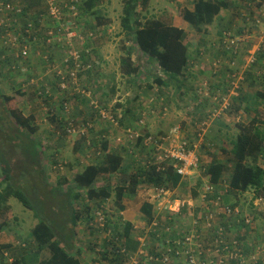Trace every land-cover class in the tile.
<instances>
[{
    "label": "rangeland",
    "instance_id": "rangeland-1",
    "mask_svg": "<svg viewBox=\"0 0 264 264\" xmlns=\"http://www.w3.org/2000/svg\"><path fill=\"white\" fill-rule=\"evenodd\" d=\"M36 2L32 3L33 10L43 8V2L38 0ZM193 4L194 0H149L146 10L142 6L138 8L139 20L142 23L148 22L147 20L165 19L167 24L182 28L186 33L185 42L190 53L189 70L179 77V81L171 82L169 87L157 85V77L168 80L165 74L157 64L149 61L135 47L133 41L127 40L121 26L123 0H101L99 9L105 16L106 24L101 27L97 26L95 29L93 27L96 26V21L91 16L81 17L76 24L71 23L74 27V31L71 32L69 24L63 21L43 23L42 26L48 28V32L44 35L47 37L46 53L55 57L52 68L46 73L45 64L41 59L45 60L48 58L47 55L42 54V49L33 50L30 53L28 51L30 45H24L27 54H22L24 60L19 62L17 69L12 70L11 66H8L9 69L0 68L4 72V75L0 76V90L4 95L13 97V100L6 104L0 96V154L10 163L12 181L24 190L32 202L41 205L40 208L44 209L41 210L42 216H45L48 222L62 223L60 220L66 218V215L59 212L63 197L60 192L54 190L58 186H61V190L67 188L68 184L61 182L63 178L73 185L75 176L87 165L99 159L98 154L95 153L96 147L90 143L103 132L107 134L106 139H108L111 151L113 147L117 148L116 142L119 140V147L126 149V152L121 150L120 155L124 158L125 165H129L131 164L130 156L133 158L131 151H136L138 158L143 156L146 158L147 155L146 150L136 148V144L133 145L135 142L126 143V137L136 141L141 136L138 130L143 125H146L149 134L153 135L168 133L171 129L180 126L182 138L184 135L188 136L196 144L200 166H207L206 160L210 161L213 157L226 163L228 170L222 180L223 184L218 187L220 192L226 190L225 185H228L230 180L232 163L231 155L222 150L221 146L229 149V139L239 133L237 124L240 122L247 124L253 118L252 115L244 112L246 103L238 101V98L243 95L245 98L254 96L264 87V15L260 14L256 18L260 9L254 5L251 16L254 20L257 19L258 24H251L248 32L243 36L240 34V29L243 28L242 15L236 17L229 11H224L222 16L216 18L203 32H198L182 19V10L193 9ZM241 12L248 14L244 5L241 6ZM76 26L81 27L83 33H80ZM57 27L66 28L64 32L55 33ZM89 32H93L91 37ZM49 33L55 36H50ZM66 33L67 38L61 41V45L65 47L63 51L56 46V43ZM250 33L253 34L249 35ZM235 36L237 40L234 39ZM87 44L89 47H86ZM129 45L133 47L132 61L140 67L141 71L140 75L135 78L123 76L120 71L121 59L128 53ZM19 46L20 44H16V47ZM81 54L88 64L79 62L74 66L75 71L69 73L70 69H67L64 63L70 58L79 59ZM54 74L58 76L57 79ZM32 80L34 82L28 87V82ZM61 81L66 84V89L61 86ZM44 85L48 96L40 98L38 91L43 90ZM148 85H152L153 88H149ZM28 89L30 91L27 93L28 98L18 95V91L24 92L23 90ZM217 95L219 100L216 104L213 101ZM225 98L232 104L229 113L222 111L226 104ZM222 99H225L224 103ZM126 107L136 108L134 113L126 117L125 112L128 109ZM261 107L263 111L264 107ZM9 108H17L24 113L25 117H32L36 132L31 134L26 129L17 128L14 120L6 113ZM97 109L106 110L119 121L127 119L125 126L130 125L134 129L127 132L124 129L125 126L121 124L113 127L109 122L102 123ZM94 118L96 125H94L93 132H88L84 128L85 121H91ZM198 119L201 121L208 119V126L204 129L205 136L202 139L201 137L196 139L195 124L199 122ZM202 123L198 128L203 127ZM63 127L68 128L70 133L63 131ZM146 128L143 129L146 130ZM87 132L89 136H86ZM118 137L121 139L117 140ZM128 144L132 146L128 148ZM177 144L179 140L175 143ZM25 145L30 148L32 145L37 146L35 158L33 152L26 149ZM101 148L102 144H100ZM158 162H162L160 155L157 156L155 163ZM136 169V165H131L130 168L128 166L127 175ZM118 178L119 175L116 174L110 176L112 186L117 185ZM103 181V179H98L95 186L101 187ZM148 187V185L142 186L145 189ZM186 191L189 192L190 187ZM186 191L181 189L179 193L184 196L190 195ZM194 192L197 195L200 194L201 188H198V191L197 189L192 190V198L195 199L192 208L196 210V217L194 218L187 211L184 216L176 218L171 225L170 238L179 239L180 234L191 226V228L202 230L207 238L200 239V243L203 246H209L212 241H209L208 237L216 235L219 240H222L218 234H221L224 228L213 219L209 220L210 226L208 225L207 204L202 195L200 198L199 196L195 198ZM81 193L83 198L76 202L75 207L78 212H81L82 220L73 229L66 226L63 230L66 233L72 231V252L76 254L81 264H87L92 257L97 258L96 263L92 259V264H116L111 260L110 252L113 246L106 244L110 237L104 229L99 227L97 221V211L103 207L107 222L119 225V229L114 228L113 231V233L118 231L121 237L119 243L115 242V244L120 246L125 243L122 235L126 221L120 216L121 211L114 203V196L107 201H91L84 192L81 191ZM237 196L232 195L229 200H234ZM249 198L250 195L243 197L247 199L245 201L247 205L244 208L246 212L240 209L241 216L248 214L254 217V221L255 218L257 221L255 222V234L243 240H247L250 245H255L253 251L247 254V264H264V202H257L256 211L254 207H250ZM163 200L165 199L159 201ZM214 207L211 205L212 210ZM158 218L160 220H153L151 224H148L147 219L139 215L133 222L136 226L134 231L137 232L138 229L144 232L141 237L145 241L147 250H151L147 259L151 255L154 256L156 249L159 248V239L154 234L158 229L160 233L163 231L164 218L162 216ZM194 221H196L195 224ZM0 223H6V229L0 234V243L12 245V249L8 251L10 255L8 259L14 260L12 255L18 257L25 248L29 247L28 243L32 241L31 231L37 225L38 219L32 210L25 208L17 199L11 198L7 203V208L0 212ZM229 224L231 228H227L228 238L236 234L242 237L245 231H249L241 228L236 230L238 232L233 231L235 230L233 222L230 221ZM224 232L226 233L225 229ZM164 237L166 236L162 233V238ZM243 247L244 249L249 248L247 244ZM80 249L83 250L79 252ZM106 252L108 253L107 260L104 254ZM125 257L122 264L137 263L133 257ZM9 260H3L0 256V264L7 261L9 263ZM149 263L150 260L141 262V264Z\"/></svg>",
    "mask_w": 264,
    "mask_h": 264
},
{
    "label": "trees",
    "instance_id": "trees-1",
    "mask_svg": "<svg viewBox=\"0 0 264 264\" xmlns=\"http://www.w3.org/2000/svg\"><path fill=\"white\" fill-rule=\"evenodd\" d=\"M38 1L43 2L42 0ZM65 1L70 4L71 0ZM33 2L37 3L36 0H0V68L7 67V69H9L10 67L8 66H11L12 70L17 69L19 62L24 60L22 57L24 45H30V49L28 50L30 53L33 52V50L37 51L42 49V54L47 55L45 50L47 37H44V35L48 32V28L42 25L45 22L46 24H48V22L50 24V21L55 23V20L51 18L46 3L43 2V8L33 10L32 4H30ZM75 3L78 6V14L76 16L73 15L69 8L63 7L64 10H62L65 13H62V21L64 23L74 21V24H76V21H79L81 17L91 16L96 21V26L93 27L94 29L97 26H105V16L102 15L99 9L101 0H78V2ZM148 3L149 0H123L121 26L126 34L127 40L133 41L135 47L138 48L149 61L157 64L158 68L165 74L168 80L166 81L157 77V85L159 87H169L171 82L179 81V77L182 76L186 70H189L190 53L189 47L185 42L186 33L182 28L167 24L165 19L147 20L148 22L142 23L139 20L138 8L142 6V8L146 10ZM243 5L245 6V9L248 10V14L246 15L241 12V6ZM254 5L261 10L264 5V0H194L193 10L189 8L182 10V19L196 31L203 32L221 15L222 12L229 11L232 13L231 15L235 14L234 16L236 17L242 15L243 28L240 29V34L243 36L248 32L251 24L257 23V16L259 17L260 14L262 15L259 11L254 20L253 16H251ZM18 10H20V12H18ZM69 13L72 16H70ZM28 24H31L30 29L26 28ZM62 28L63 27H57L55 33L64 32ZM76 28L77 30H80V33H83L81 27L78 28V26H76ZM92 33L93 32L88 33L90 34V37ZM252 34L253 33H250L249 35ZM9 35H15L17 39L12 43L5 44ZM230 35L232 37L231 33ZM90 37L87 36V38ZM236 37L237 36H235L234 39H236ZM16 44H20V46L16 47ZM56 46L63 51L65 50V47L61 45V41H58ZM86 47H89V45L87 44ZM132 51L133 47L129 45L127 49L128 53L121 59L120 71L123 76L135 78V76L140 75L141 71L140 67L132 61ZM81 55L82 56L77 60L70 58L67 63H64L66 64L67 69H70L69 73L73 70L75 71L76 67L74 66L79 64V62L82 64L87 63L83 54ZM47 57L48 58L45 60L41 59L43 60L42 63L45 64V73L48 69L52 68V64L55 62V57L49 54ZM28 71L29 70H27V72ZM2 75H4V72L0 70V76L2 77ZM54 75L55 79H57L58 76L56 74ZM33 82V80L29 81L27 86L29 87ZM133 83L135 84V81H133ZM148 86L149 88H153L152 85ZM23 91L24 92L18 91V95L22 98H28L29 94L27 93L30 92L29 89ZM38 94L40 98L48 96V91L46 90L45 85L43 90L38 91ZM0 96H2L3 101L6 104L13 100V97L4 95L1 90ZM238 101L246 103L244 106V112L252 115L253 118L247 124L242 122L237 124L239 133H237L235 137L229 139V149H225L221 146L222 150L227 153L229 152L231 155L232 163V172L230 174L228 187L226 188V195L251 192L253 200L264 202V110L262 111L261 109V106L264 107V87L257 91L254 96H246L245 98L243 95L238 98ZM63 108L65 109V106H63ZM126 108H128L127 112H125L127 117L131 115V113H134L136 107ZM231 108L232 104L229 109H225L224 112L229 113ZM237 109H239V107H237ZM99 111L101 110L97 109V114ZM6 113L14 120L18 126L17 128L26 129L31 132V134L36 132L32 124L31 116V118L25 117L24 113L17 108H9L6 110ZM125 120L123 119L120 121L121 126H125ZM91 121H85L86 125H84V128H86L88 132H93L94 125H96L95 118ZM197 121L201 122L199 119ZM126 127L127 126L124 128L126 129ZM143 128H146V125H143L139 130L137 129L138 133H141V136L136 139V141H132L130 140L131 138L126 137L125 142H135L133 145L136 144V148L143 151L146 150L147 157L144 158L143 156L138 158L136 151H131L133 158L130 156L131 164L129 165H125L124 158L120 155L121 150L126 152V149L118 151V149L114 148V152L111 151L108 139H106V133H103L99 137L97 136L96 140H91L90 145L96 147L97 151L95 153L96 155L98 154L97 156L99 159L96 160L95 163L87 165L83 171L79 172L74 178L73 185L69 184V181L66 178H63L61 182L66 185L68 184L67 188L61 190V186H58L54 190L60 192V195L63 197V203L61 204V210L59 209V212L66 215V218L60 220L62 223H58L57 221L56 223L52 221L48 222L45 216H42L41 210L44 209L40 208V204L32 202L24 190L15 185L10 174V163L6 157L0 154V212L4 208H7V203L11 198H15L25 208L32 210L35 217L38 219L37 225L31 231L32 241L31 243H28L29 247L25 248L24 252H22L21 255H18V257L12 255L14 260L11 264H80L79 258L72 252V231L66 233L63 230L66 226H70L73 229V227L82 220L81 212H78L75 207L76 202L83 198L81 191L84 192L85 196L91 201H107L114 196V203L116 204L117 209L123 211L125 209L122 204L123 200L135 196L138 187L143 183L152 187H166L172 190L178 188L181 184L183 185V177L176 171L174 163L171 162V160L155 163L157 156L163 151L153 143L158 137L149 134V130H147V128L144 130ZM63 131L67 132V134L70 133V130L66 127H63ZM142 132H144V134ZM199 133L201 132H196V139ZM202 134L205 136V131ZM86 136H89V133ZM149 137L153 138V142L146 144L145 141ZM190 140L192 142L191 138ZM31 142L37 143L36 141ZM160 142L162 141L160 140ZM100 144H102L101 149ZM131 146L132 145L130 144L127 145L128 148ZM25 147L33 152L35 158L37 155L35 148L37 146L32 145L30 148L25 145ZM131 165L137 166L136 172L134 171L131 172L130 175H127L128 166L130 168ZM227 170L228 168L225 162L213 157L211 163L206 166L205 174L208 176L210 184L217 186L219 183L223 184L222 180ZM115 174L119 175L118 183L117 185L115 184L112 186L110 183V176ZM1 177L3 178L1 179ZM98 179L104 180L101 187L95 186ZM202 192L203 188H201V193ZM226 195H224V197ZM198 196L199 193L197 195V193L194 192V197ZM214 197L215 195H210V198ZM230 206L231 207L229 208L232 212L237 207L235 205ZM217 208L218 207H216L215 212L217 211ZM98 212L104 214L105 210L102 207L98 209L97 213ZM142 212L147 219L148 224H151L153 221V206L144 203ZM241 214V212L238 213L236 219H230L235 226V230L246 226L245 218L242 217ZM238 222H240V224H237ZM250 224H253L252 220L250 221ZM111 225L112 223L106 222L105 227L103 228L106 231L105 233L107 236L110 237L108 241H106V244L113 246L110 254L122 258V256L125 255V253H128V251L126 250L127 252H125V249H122L121 245L117 246L115 244V242L119 243L121 237L118 235V231L115 233L109 231L111 230ZM123 226L122 236L124 238L125 236L129 237V233L132 230V224L126 222ZM5 229L6 223H0V234ZM112 234L113 237H111ZM159 234L160 230L158 229L157 233L154 235L160 239ZM63 243L64 245L62 246ZM240 243V238L229 241V252L236 256L230 260L231 262H229V264L232 262H234V264H247V254L253 251L255 245L251 244L248 249L243 250ZM123 245H125V243H123ZM131 246L132 250H137V245L131 244ZM11 249V244L0 243V256L3 260H9L5 254L8 251L10 252ZM131 252L136 253L137 251ZM172 252H174V250ZM163 253H165V249L161 247L156 249V254H154V256L151 255L154 259L150 260L149 264H165L162 263ZM48 254H50L49 257ZM104 254H106L105 258L107 260L108 253L106 252ZM173 259L174 261L170 264H181L180 259H177L176 257ZM115 262L116 264H122L121 259H117ZM2 264L7 263L3 262Z\"/></svg>",
    "mask_w": 264,
    "mask_h": 264
},
{
    "label": "built area",
    "instance_id": "built-area-1",
    "mask_svg": "<svg viewBox=\"0 0 264 264\" xmlns=\"http://www.w3.org/2000/svg\"><path fill=\"white\" fill-rule=\"evenodd\" d=\"M42 1L48 5L50 16L55 21H62L63 19L62 13H65L63 11L64 10L63 7L69 8V10L73 13L74 16L78 14V6L75 3L78 2V0H71L70 4L65 0H42ZM18 12H20V10H18ZM260 12L264 15V5L260 10ZM69 15L72 16L70 13ZM71 23H74V21L66 23L69 24L68 26H70L69 29L70 32L74 31V27H72ZM30 26L31 24H28L26 28L30 29ZM64 28L66 27H63L62 29L64 30ZM50 36H55V35L51 33ZM66 38H67V33L64 35L63 38H59V39L60 41H62ZM16 39L17 37L15 35H9V38L5 41V43H12ZM22 54L23 55L27 54L26 48L23 49ZM61 86L66 89V84L63 81H61ZM225 99H226V104L222 111H225V109H229L231 105L229 103V100H227V98ZM225 99H222L223 103L225 102ZM218 100H219V96H216L214 98V102L217 104ZM98 116L100 121L109 122L113 125V127H117L120 124L118 118L114 117L113 115H110V113L106 111H99ZM208 119H206L207 121L205 120L202 123L203 128L204 127L207 128ZM204 129H202V133L204 132ZM131 131L132 130L129 129L127 132H131ZM202 133H200L199 135L202 136ZM179 136H180V129L179 127H177L173 129L169 133V135H167V137L165 138L158 137V139L153 142V138L149 137L146 139L145 142L146 144H148L149 142H153L155 145H157L158 148H160L163 151L160 154L162 162L165 161L166 159H173L174 167L176 171L184 179L192 175L193 172L201 168V166H200V158L198 157L196 152L197 146L195 144L194 145L189 144V142L185 139L180 140ZM172 138H177L179 140V144L175 145V147H170V148L166 147L165 142ZM160 140L162 142H160ZM221 185L222 184H220V186ZM225 187L227 188L228 185H225ZM173 193L174 191H170V189L166 187H153V195L151 199L155 201L165 199V202L168 204V209L171 213H180L183 208L191 205V203L188 202L184 197H175ZM225 193L226 190L224 192H220L218 191L217 186L212 185L210 183L205 185L203 188V192H202L203 199L208 201L210 205L215 206L213 210L211 209V206L208 208L209 210L213 211V213L206 215V220L209 226H210L209 220L213 219L214 213H218V211L215 212V209L223 201V196ZM210 195H215V197L210 199ZM225 211L227 213H232V210L228 207H226ZM97 215L100 225L104 226L105 224L104 215L102 213H98ZM195 222L196 221H194V224ZM165 232L167 236L164 238L161 237V243L158 244L159 247L165 249V253H163L162 263L170 264L174 261L173 258L176 257L177 259H180L181 264H229V262H231L230 260L236 257L231 252H229L230 248L226 243L224 229L223 231L220 232L221 234H218L220 235L222 240H219V237L216 236L209 246H203L200 243V239L206 238V235L202 232L201 229L197 230L195 228H189L187 231H185L183 236L177 240H172L169 237L171 228L169 227L165 228ZM173 250L174 252H172ZM5 255L7 258H9L10 256L8 252H6ZM153 259L154 258L152 256L149 257V260H153Z\"/></svg>",
    "mask_w": 264,
    "mask_h": 264
},
{
    "label": "crops",
    "instance_id": "crops-1",
    "mask_svg": "<svg viewBox=\"0 0 264 264\" xmlns=\"http://www.w3.org/2000/svg\"><path fill=\"white\" fill-rule=\"evenodd\" d=\"M30 4H32V3H30ZM222 14H223V12L221 13L220 16H222ZM127 129L129 130V129H134V128L132 126L128 125L126 127L125 131H128ZM118 139H121V138L118 137L117 140ZM118 142H119V140L116 142L117 148L116 147H113V148H116L119 151V150H121V147H119V143ZM211 161H212V158H211L210 161L206 160V163L209 164V163H211ZM205 171H206V165H203V166L201 165V168L195 170L192 175H190L187 178L183 179V185L181 184L178 188L174 189V193L173 194H174L175 197H184V198H186V200L188 202L191 203V205L186 206L185 208H183L180 213H171L169 211V209H168V204L165 202V200L158 202V201H155V200L151 199V197L153 195V187L148 185L149 187L147 189L142 188L143 185L144 186L147 185L146 183H143V184H141L138 187V190H137V193H136L135 196H133L131 198H125L123 200V202H122V204L124 205L125 209L120 212V216H122L123 220H125L126 222L132 224V230L129 233L130 234L129 237L125 236V245H121V247H122V249H125V252L128 251V255H123L122 258H121V257H117L116 255L111 254V260L112 261H116L117 259H121V261H122V260H124L126 258L125 256H130V257H133L134 260L138 261L139 264H141V262H143V261H148L147 256H148V254H150L151 250H147V248H146V246L144 244L145 241L141 237L144 232L138 230L137 228H136L137 232L134 231V228L136 226L133 224L134 219L137 216H139V215L142 216L143 215V217H144V214L142 212V207H143L144 203H147V204H150V205L153 206V220L157 221V219H159L158 216H162L164 218V220H163L164 221V227H168V226L170 227L172 225V222L175 221L176 218L184 216V214L187 213V211L189 213H191L192 216L196 217L195 216L196 215V213H195L196 210H194L192 208V204L195 201V199L192 198V190L193 189H197L198 190V188H204L205 185L210 183L208 176L205 174ZM219 186H220V184H217V188ZM188 187H190V191L189 192L186 191V189ZM181 189H185V191L188 194H190V195H188V196L180 195L179 190H181ZM232 195H235V196L239 195V196L234 197V200L233 199L228 200ZM247 195H250V198H249L250 201H251V206L250 207H254V209L257 211V205L256 204H257V202H260V201L253 200L252 199V197H253L252 193L251 192H247L245 194H239V193L237 194L236 193V194L226 195L224 197V201H222L221 204L218 206V209H217L218 213H214V215H213V220L214 221L216 220L217 223H220L223 226V228L225 229V231H226L225 239H226L227 245L229 246V241L230 240L237 239V238L239 239L240 238V242H241L240 244H241V247H242L243 250H244V247H243L244 244H247V246H249L250 243L246 242L247 240L244 241V242L241 241V240H244V239L248 238L251 234H255V232H256L255 222L257 221L256 218H255V221H254V217H251L248 214H246L244 216L245 221H246V226H243L241 229H244V230L248 229L249 231H245V234L242 237L240 235L236 234L233 237L230 236L228 238L227 228L228 227L231 228V225L229 224V222L231 221L230 219H232V218L236 219L237 218V214L241 212V210H240L241 208H242L243 212H246L244 208L247 205V203H245V201H247V199H243V197H245ZM195 198H197V197H195ZM199 198H200V196H199ZM205 202L207 204V212H208V214L213 213V211L208 209L211 206L209 204V202L206 201V200H205ZM230 205H235L237 207H236V209L233 210L232 213H227L225 211V209H226V207H228V208L231 207ZM188 207H190V209H188ZM258 213H259V211H258ZM258 213H257V215H258ZM251 220L253 221L252 225L250 224ZM237 224H240V222H238ZM114 228H116L117 230L119 229L118 223L115 224L113 222V224L111 225V230L114 231ZM233 231H236V230H233ZM236 232H238V231H236ZM215 237H216V235H214L213 237H208L209 241H213L215 239ZM131 244L137 245L138 246L137 250H132ZM126 246H127V248H126ZM135 248H136V246H135ZM82 250L83 249H80L79 252H81ZM131 251H137V252L134 253V252H131ZM92 259L94 260V263H96V259L97 258H93L92 257L91 261H88L87 264H92ZM12 262L13 261L9 260L10 264ZM6 263L8 264V261ZM144 263H146V262H144ZM123 264H125V263H123Z\"/></svg>",
    "mask_w": 264,
    "mask_h": 264
},
{
    "label": "clouds",
    "instance_id": "clouds-1",
    "mask_svg": "<svg viewBox=\"0 0 264 264\" xmlns=\"http://www.w3.org/2000/svg\"><path fill=\"white\" fill-rule=\"evenodd\" d=\"M205 120H202L201 122H196V124H195V133L196 132H201L202 133V129H204L203 127L202 128H198L200 125H201V123L202 122H204ZM102 122V121H101ZM103 123V122H102ZM179 129H180V136H179V139L181 140V138H182V134H181V127L179 126ZM173 129H171L168 133H162V134H160V135H156V137H167V135H169V133L172 131ZM205 131V130H204ZM200 134V133H199ZM198 134V137H201V139L203 138V134H202V136H200ZM183 139H185V140H187L188 142H189V144H191V145H194L195 143H192L191 142V140H190V138L188 137V136H183V138H182V140ZM178 141V139L177 138H172V139H169V140H167L166 142H165V146L166 147H175V143ZM196 145V144H195ZM167 160H171V162H173L174 163V160L173 159H166L165 161H167ZM165 161H163V162H165ZM170 191H174V190H172V189H170ZM219 191V190H218ZM202 195V193L200 192V194H199V196H201ZM223 201H224V196H223ZM99 213V212H98ZM97 213V214H98ZM103 214V213H102ZM104 215V214H103ZM104 217H105V215H104ZM194 217V216H193ZM195 218V217H194ZM97 219H98V215H97ZM98 221V220H97ZM107 222V220H106V217H105V223ZM98 223H99V221H98ZM156 223H154V225H155ZM99 227L100 228H104L105 227V224H104V226H101L100 225V223H99ZM169 227V226H168ZM168 227H164V229H163V231L159 234L160 235V239H159V243L158 244H160L161 243V237H162V233L163 234H165V236H167V234H166V232H165V228H168ZM169 228H171V226L169 227ZM190 228H191V226H190ZM105 231V230H104ZM109 231H112V230H109ZM106 232V231H105ZM171 232H172V228H171ZM171 232H170V234H169V237H170V235H171ZM185 232H183V234H184ZM183 234L181 233L180 234V236H179V238H181L182 236H183ZM172 240H174V239H172ZM177 240V239H176ZM125 255H128V253H125ZM149 260V259H148ZM138 262V261H137ZM134 263V262H133ZM135 264H139V262L138 263H135Z\"/></svg>",
    "mask_w": 264,
    "mask_h": 264
}]
</instances>
